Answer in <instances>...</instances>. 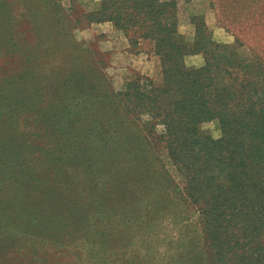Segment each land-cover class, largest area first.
<instances>
[{
  "label": "trees",
  "instance_id": "16d2710c",
  "mask_svg": "<svg viewBox=\"0 0 264 264\" xmlns=\"http://www.w3.org/2000/svg\"><path fill=\"white\" fill-rule=\"evenodd\" d=\"M1 1L0 189L5 185L9 201H0V237L13 224L57 217L97 229L109 223V208L119 202L122 209H145L139 219L147 249L161 255V264H190L184 255L193 253L198 264L204 259V264H264V95L259 78L249 71L258 59H245L238 46L216 41L204 16L192 18L196 30L190 40L180 29L179 0H98L92 7L81 0ZM107 21L134 46L141 40L154 44L160 83L137 74L122 89L114 87L105 62L76 32ZM44 37L49 49L43 53ZM58 40L63 51L52 49L53 55L48 44ZM197 53L204 63L188 66L186 56ZM49 87H54L51 96ZM38 118L44 124L40 129L34 125ZM82 118L87 121L78 124ZM215 119L219 137L204 129ZM55 133V140L62 139L56 157L71 156L63 149L72 140L76 156L96 151L105 160L123 162L118 169L125 174L134 173L119 182L113 199L94 186L78 191L64 171L52 174L55 153L46 152L43 142ZM30 134L42 148L40 161L20 139ZM162 147L183 182H176L158 158ZM147 154L160 167L131 165L133 157ZM146 188L145 197L139 195ZM186 206L199 210V220L185 214ZM148 210H154V218L147 221ZM156 212L182 219L174 234L167 230L175 224H159ZM111 240L107 237V253ZM93 256L82 258L84 264L93 259L112 264L107 255Z\"/></svg>",
  "mask_w": 264,
  "mask_h": 264
},
{
  "label": "rangeland",
  "instance_id": "374dc122",
  "mask_svg": "<svg viewBox=\"0 0 264 264\" xmlns=\"http://www.w3.org/2000/svg\"><path fill=\"white\" fill-rule=\"evenodd\" d=\"M95 1L98 0H81L89 7L94 6ZM0 3H2L1 0ZM65 4L68 6L69 3L65 2ZM178 9L180 29L190 40L194 39L196 30V23L192 21V18L204 16L216 41L238 46L240 54L245 59L257 58L258 60H255L249 71L254 78H259V94L264 95V82H262L264 80V65H260V62L264 61V0H179ZM76 32L78 39L86 42L83 45L93 48L99 59L105 62V71L113 80L115 88L122 89L124 84L137 74L148 76L157 84L162 81L161 61L155 53L154 44L151 41L141 40L138 46H134L130 43L129 38L109 21L93 23L88 28ZM46 38L49 42V37H44L40 46V51L42 50L43 53L49 49L45 46ZM237 38L241 41H237ZM49 45H52L49 53L53 55L58 50L63 51V41L58 40V44L54 41ZM52 49L57 51H52ZM23 53L26 56L25 50ZM185 59L186 64L190 67L200 66L204 63V56L201 53L189 54ZM64 62L67 63L66 60ZM59 68L57 67V69ZM24 82L27 83V81ZM35 82V87L39 86V79H35ZM28 86L30 87V85ZM53 90L54 87H49L47 96H51L48 94ZM33 91H36L35 88ZM82 104L78 106L77 110H82ZM38 119L39 122H34V125L40 129L44 124L41 122L43 120ZM86 121L82 118L78 124ZM204 129L215 137L221 135L220 124L217 119L205 123ZM57 133L53 135V139L50 138L43 142L46 152L52 150L55 153L50 156L53 160L50 164L55 167L52 174L59 177L61 171H64L66 176H70L72 184L76 186L78 191L94 186L96 189H106L108 196L112 197L111 194L114 193V189L119 188V182L123 179L127 181L134 173L125 174L121 169L119 170L118 168H121L123 162H118L116 159H103L95 151L98 144L96 142L93 143L95 147L90 150V154L95 151L93 155L83 153L84 156H76L73 152L74 146L69 147L72 140H67V147L63 150H67L66 154L71 156L69 158L63 156L61 159L56 157L58 152H62L59 150L62 146V139L57 137V141L55 140ZM20 139L25 144L32 146L37 152L33 154L32 158L38 161L44 159L42 148L37 146L38 141L35 140L34 134L20 137ZM88 142L91 143L89 139ZM157 152L158 158L173 179L176 182H183L171 158L167 155L165 147L158 148ZM132 159L131 165L136 166L139 162H145L146 165L151 163L160 167L159 162H154V159L150 158L148 154ZM124 163L128 166V162L125 161ZM137 170L138 167L135 168V171ZM113 184L116 186L112 187ZM4 186L1 184L0 189V201L4 202L3 205L9 201L6 199ZM124 186L122 185L120 189H123ZM146 190L147 188L141 190L139 195L143 194L145 197ZM168 190L172 191V188ZM96 197L98 198L97 195ZM188 207L186 206L188 211L186 210L185 214L193 217L194 220H199V210L195 206ZM109 209L111 210L108 213L110 218L105 221L109 223H105L97 229H92L89 222L81 223L74 219L67 220L65 217H57V219H52L49 222L40 220L37 224L35 221L20 223L19 225L13 224L11 231L7 230L6 234L3 235L4 237H0V245L4 253L0 264H84L82 258H87L88 254L95 257H100L101 254L107 255L109 256L108 261L112 264H161V259H158L161 255L157 253L158 258L154 257L147 249L148 244L142 227L145 225H142V220L139 219L142 214L141 211L144 212L145 209H122L119 202H115V205ZM159 210L157 209V211ZM156 214L160 216L161 213L156 212ZM168 215L173 214L166 216ZM160 217H158L159 224L168 222L175 224L167 230L170 232L169 234H174L177 223L182 220L179 218L178 221L174 217L168 219L163 218V216ZM153 218L154 210H148L146 213L147 221ZM142 219L144 220V218ZM110 236L112 240L107 253L105 246L107 237ZM180 255L182 256L179 251L176 256L179 257ZM184 256L191 260L190 264H198L193 261L194 258L197 259L195 253ZM180 258L175 260L180 261ZM204 260L201 261V264H204ZM95 262H97L96 259H93L88 264H95Z\"/></svg>",
  "mask_w": 264,
  "mask_h": 264
},
{
  "label": "crops",
  "instance_id": "0c3cea01",
  "mask_svg": "<svg viewBox=\"0 0 264 264\" xmlns=\"http://www.w3.org/2000/svg\"><path fill=\"white\" fill-rule=\"evenodd\" d=\"M124 57V56H123Z\"/></svg>",
  "mask_w": 264,
  "mask_h": 264
}]
</instances>
